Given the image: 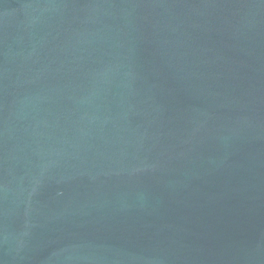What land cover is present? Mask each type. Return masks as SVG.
I'll use <instances>...</instances> for the list:
<instances>
[{
  "label": "water",
  "instance_id": "obj_1",
  "mask_svg": "<svg viewBox=\"0 0 264 264\" xmlns=\"http://www.w3.org/2000/svg\"><path fill=\"white\" fill-rule=\"evenodd\" d=\"M0 264H264V0H0Z\"/></svg>",
  "mask_w": 264,
  "mask_h": 264
}]
</instances>
